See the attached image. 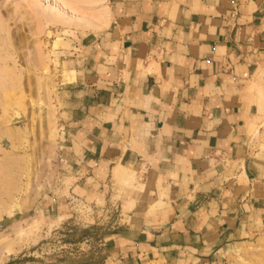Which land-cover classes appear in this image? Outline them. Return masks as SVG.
<instances>
[{"label":"crops","instance_id":"0c3cea01","mask_svg":"<svg viewBox=\"0 0 264 264\" xmlns=\"http://www.w3.org/2000/svg\"><path fill=\"white\" fill-rule=\"evenodd\" d=\"M103 3L53 50L70 194L119 211L105 264H234L264 233V0Z\"/></svg>","mask_w":264,"mask_h":264},{"label":"rangeland","instance_id":"374dc122","mask_svg":"<svg viewBox=\"0 0 264 264\" xmlns=\"http://www.w3.org/2000/svg\"><path fill=\"white\" fill-rule=\"evenodd\" d=\"M65 1L81 13L102 11L100 0ZM61 6V0H0V25L7 29L2 36L14 55L13 90L0 88V167L12 175L0 170V264H105L106 240L119 216L106 197L70 194L75 179L58 156L53 39L63 26L44 23ZM35 50L45 67L37 65ZM260 126L264 143V114ZM120 176L126 177L124 168ZM234 264H264V233L242 248Z\"/></svg>","mask_w":264,"mask_h":264},{"label":"bare ground","instance_id":"6f19581e","mask_svg":"<svg viewBox=\"0 0 264 264\" xmlns=\"http://www.w3.org/2000/svg\"><path fill=\"white\" fill-rule=\"evenodd\" d=\"M62 1V6L60 9H57L56 11H52L50 14L47 15V19L45 21V26L47 25H56V24H64V25H76V26H88V27H93V26H99L100 24H102V18L104 16L105 13H107L106 11V5L103 3L104 1L103 0H100V4H102V11L99 12L98 14H95V13H90V14H87V13H81L79 12V10L76 9V7L72 4V2H67L65 0H61ZM71 4V8L68 9L69 5ZM105 12V13H104ZM105 20V19H103ZM5 24V23H4ZM3 23H1L0 25V46L2 47V49H0V88H2L4 91L7 90V89H11L10 86H13L14 84V55H13V52L10 51V48L9 47H6V41L4 40V36H2V32H6V26L4 25ZM106 26V25H105ZM4 35V34H3ZM4 37V38H3ZM6 39V38H5ZM5 41V42H4ZM9 41V39H8ZM8 44V43H7ZM12 45V44H11ZM5 51V53L1 52V51ZM37 50L34 51V53L36 54ZM39 52V51H38ZM37 52V53H38ZM38 57H37V60H38V63L37 65L38 66H41L43 67L44 66V61L42 60V55H40V52L37 54ZM32 58V57H31ZM2 60H4L5 62L3 63H6V64H3L2 63ZM34 60V59H33ZM45 60V59H44ZM10 61V62H9ZM10 63L11 65L8 66L7 63ZM47 65V64H45ZM7 66V67H5ZM45 67V66H44ZM41 70L43 68H40ZM45 70V69H44ZM7 80L10 82V84L7 82ZM13 90V89H11ZM46 90V89H45ZM48 92V91H47ZM47 102V100H46ZM49 103V101H48ZM6 129V128H5ZM7 133L10 134H13V131L10 130V129H6ZM17 134V132H16ZM15 136V135H14ZM7 157V156H6ZM12 158V157H11ZM10 159V158H9ZM8 159V160H9ZM14 159V158H13ZM17 161V160H16ZM8 162V161H7ZM1 163V162H0ZM11 166V165H10ZM8 169V167H7ZM10 169V168H9ZM123 169V167H117L115 168L114 170V175L118 176V174L121 172V170ZM0 170L4 172V170H6L4 168V166L1 168L0 167ZM0 171V172H1ZM11 175L10 171L6 170L4 175L7 173ZM3 174V173H2ZM8 174V175H9ZM12 176V175H11ZM10 177V176H9ZM121 177V176H120ZM13 178V177H12ZM11 178V179H12ZM8 183L10 182H7V185ZM14 183V182H13ZM1 185V184H0ZM6 185V184H5ZM6 185V188L8 189ZM12 186H10V188L12 187V189L14 190V184H11ZM1 188V187H0ZM12 189H9V190H12ZM8 190V191H9ZM12 190V191H13ZM7 191V192H8ZM4 192V191H3ZM10 194V193H9Z\"/></svg>","mask_w":264,"mask_h":264}]
</instances>
